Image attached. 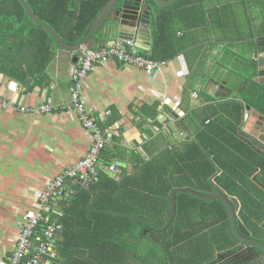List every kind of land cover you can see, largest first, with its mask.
I'll return each mask as SVG.
<instances>
[{
    "label": "crops",
    "instance_id": "1",
    "mask_svg": "<svg viewBox=\"0 0 264 264\" xmlns=\"http://www.w3.org/2000/svg\"><path fill=\"white\" fill-rule=\"evenodd\" d=\"M173 6L177 17L171 25L175 35L171 51L176 56L164 67L148 73L110 59L95 66L86 80L88 111L112 136V142L101 153L98 192L90 203L79 202L69 214L64 201L51 207L48 215L61 222L63 230L58 235L57 255L48 264H119L128 259L124 236L127 232L139 234L144 221L142 217L136 219V226L131 227L123 215H141L139 203L152 208L136 180L145 177L147 182L157 181L156 172L164 174L171 167L169 152L179 154L185 167L190 142L199 130L189 125L199 124L201 108H213L243 94L249 79L264 85L262 71L253 59L258 56V42L264 40V0H187ZM117 40L99 33L88 46H110ZM9 44L11 47L0 57V264H10L25 214L36 207L48 183L72 169L89 148L77 113L67 108L71 104L74 56L56 50L41 81L40 61L44 58L33 65L36 74L25 77L28 63L22 66V62L32 58L35 48L15 45L12 39ZM151 49L152 44L147 53ZM44 102L59 109L51 115L22 110ZM112 160L120 162L108 168ZM150 162L152 166L144 169L143 165ZM110 169L120 170V174L112 171L116 173L112 175ZM85 190L81 182L70 180L65 191L68 199H76ZM253 194L257 204L243 210V228L248 221L264 224V196ZM153 207L156 217L152 227H165L167 202L158 197ZM261 217L263 221L258 223ZM157 235H150L146 241L158 244ZM256 236L262 237L258 232ZM135 243L134 237H129L130 246ZM111 246L116 252L109 251ZM200 253L197 249L189 258L202 261ZM130 259L136 262L134 256Z\"/></svg>",
    "mask_w": 264,
    "mask_h": 264
},
{
    "label": "trees",
    "instance_id": "2",
    "mask_svg": "<svg viewBox=\"0 0 264 264\" xmlns=\"http://www.w3.org/2000/svg\"><path fill=\"white\" fill-rule=\"evenodd\" d=\"M109 1L25 0L36 17L55 30L71 46L78 45L84 39ZM186 1L178 0L173 7H179ZM176 17L177 13L172 11V7L158 8V13L152 19V49L148 54L143 52V55L161 62H168L176 56L175 51H171L175 44V35L171 25ZM99 33H101V30ZM99 33L95 34L91 40L94 37L96 38ZM10 39L15 42V45L23 43L35 48L32 58H25L22 62V66L28 63L25 77L35 75V64L39 62L38 59L44 58L43 61H40L43 62V66L39 72L41 81L45 80L47 66L53 61L56 50H60L59 46L46 30L32 21L18 0H0V57L2 54L4 55L3 50L11 47V44H9ZM73 54L77 57L76 53ZM1 62L2 58H0ZM18 62L20 63V60ZM248 85V90L246 89L243 94L237 95L225 103L218 104L213 108L212 106L201 108L200 126L199 124L197 126L189 125L190 121L186 122L194 130H199L194 141L190 142V152L187 153L188 160H185V156H183L182 161L185 160V167L182 165V168H176L175 171L170 173H168V169L164 174L156 172L157 181L147 182L145 177L136 180L139 189H141V194L150 199L148 205L152 208L148 209L144 205L145 203H139L141 205V215H137L136 212L123 215V220H128L131 227L136 226V219L142 217L144 227L139 234L136 232L134 236L132 232L125 234V242L129 246V249L126 247L125 251L130 256L125 261L118 262L119 264H152L153 261L150 258L155 252L154 248L150 247L145 253H141L140 250L146 239L155 234H158L157 239L159 240L158 244L155 245L161 249L167 258V264H208L217 251V246L214 243H219L221 247L218 249L223 250L236 242L229 213L221 200L206 203L193 195L178 193L177 216L168 231L165 247H162L161 244L163 241L162 231L167 225L161 228H153L151 223L154 224L155 221L156 214L154 213L155 207H153V204L158 197L167 202V220L163 224L169 223L171 197L177 189H191L204 194H212V192L222 189L229 195L238 197L242 202L243 210H246L251 204H257V200L254 198L256 195L253 193L258 196L262 193L264 196V153L256 147L242 128L246 107L264 113V85L258 84L253 79L248 80ZM94 118L101 127L97 118ZM178 157L180 160L179 154ZM172 160L171 165L179 164L174 156H172ZM152 164L150 162L144 164L143 167L146 169L151 167ZM98 183L97 180L76 199L65 200L64 202L69 205L66 212L68 214L73 212L79 202L88 205L91 197L98 192ZM132 202L136 205L135 201ZM132 215L133 219L131 218ZM262 218L261 222L263 221ZM198 225L200 226L199 234L195 229ZM248 226L252 231L254 229L253 232L256 235L258 228L249 221ZM204 228L210 229V233L203 235L202 230ZM238 228L239 231H242L240 222H238ZM144 233H148V236L144 237ZM249 233L250 231H247L245 235L248 236ZM131 236L136 241L133 246L129 244V237L131 238ZM195 241V246L185 248L186 245H190ZM138 242H141L142 245L138 246ZM58 245L57 236L55 240L56 255ZM191 249H196V252L197 249L200 250L202 261H194L198 259L191 260L189 258L192 255L190 253ZM115 250L116 248L111 246L109 251ZM117 250L118 254H121L122 248L120 246ZM59 254L63 255L64 253L60 250ZM110 255L115 257L113 252H110ZM133 256L136 259L135 263L130 259ZM183 259L185 262L181 261ZM87 262L101 264L93 261Z\"/></svg>",
    "mask_w": 264,
    "mask_h": 264
},
{
    "label": "built area",
    "instance_id": "3",
    "mask_svg": "<svg viewBox=\"0 0 264 264\" xmlns=\"http://www.w3.org/2000/svg\"><path fill=\"white\" fill-rule=\"evenodd\" d=\"M71 55L74 56V54ZM110 59H116L127 66H135L148 73L166 65L165 62L143 55L136 41L118 40L110 46H102L98 49L88 46H82L79 49L77 62L71 64L72 93L71 104L67 108L77 113V118L89 140V148L86 156L80 159L72 169L48 183L37 199L36 207L25 214V222L19 230L10 264H48L49 260L55 259V240L63 230V224L50 218L48 214L51 207L57 200H60V203L68 200L69 197L65 191L68 181H77L89 186L99 175L100 155L105 148L109 147L112 136L102 130L88 111L85 102V84L94 67ZM56 109L53 103L44 102L39 106L22 110L37 115H51ZM250 115V112L246 110L242 127L245 133H247ZM214 184L216 185L215 182Z\"/></svg>",
    "mask_w": 264,
    "mask_h": 264
},
{
    "label": "water",
    "instance_id": "4",
    "mask_svg": "<svg viewBox=\"0 0 264 264\" xmlns=\"http://www.w3.org/2000/svg\"><path fill=\"white\" fill-rule=\"evenodd\" d=\"M24 7L27 15L37 25L46 30L49 35L54 39L59 48L65 52L77 53L79 49L87 45L91 38L101 30L102 35H106L111 39L136 41L138 46L146 53L151 48L152 44V19L156 16L159 9H164L173 6L178 0H110L107 6L104 8L98 19L95 21L89 32L84 39L76 46L67 44L62 37L52 28L45 25L40 21L32 9L28 6L25 0H18ZM258 47V65L259 70H264V40H260L257 44ZM77 62V58L73 59V63ZM264 74L260 72V77ZM251 110V108H249ZM168 123V122H167ZM246 132L248 133L251 141L255 145L264 147V113L261 114L257 110H252L250 120L247 123ZM118 160H112L107 163L108 168L111 165H116ZM101 163V162H100ZM112 171L118 172L120 170L110 169V174L115 175ZM84 188H88L83 184ZM186 193L193 195L204 202H211L221 200L226 210L229 213L231 220V228L233 234L239 243L236 250L238 255L230 257L229 259L221 262L220 264H261L260 254L257 250L264 252V243L253 238H247L242 235L238 228V215L237 212L240 209V201L234 196H229L225 191L219 189L212 194H204L191 189H177L173 192L171 197V216L169 223L163 229V241L162 247H165V243L168 238V231L175 222L177 216V194ZM60 202V200H57ZM248 251L250 257L243 260L240 256L241 251ZM252 255V256H251ZM219 258L224 259V256L219 254ZM212 264V262L208 263Z\"/></svg>",
    "mask_w": 264,
    "mask_h": 264
},
{
    "label": "flooded vegetation",
    "instance_id": "5",
    "mask_svg": "<svg viewBox=\"0 0 264 264\" xmlns=\"http://www.w3.org/2000/svg\"><path fill=\"white\" fill-rule=\"evenodd\" d=\"M253 59H254V61H257V62L259 61L258 60V56H256V55L253 56ZM262 73L264 74V70L262 71ZM263 78H264V76H263ZM260 113L263 114L262 112H260ZM256 147L262 153H264V147L259 146V145H256ZM238 211H239L237 213V215H238V222L240 221L241 224H242L243 223L242 219H243V214L244 213H243V206H242L241 203H240V209ZM259 226L264 227V224H259ZM247 231H250V233H249L248 236L245 235V232H247ZM253 231H254V229H253ZM253 231L246 224V226L244 225V228L242 227V231H240V232H241L242 235L246 236L247 238H253V239L259 240L260 242L264 243V238L263 237L256 236ZM209 233H210V229L204 228L202 230V234L203 235L209 234ZM262 233L264 234V228H263V232ZM235 241H236L235 243H233L232 245H229L227 248H225L223 250L222 249L219 250L218 247H217V251L215 252L214 257H213V259L210 262H212V264H220L221 262L229 259L230 257H233V256L236 257L238 255V251L236 250V247H237V245H239V243L237 242V240H235ZM257 252L260 254L261 264H264V252L262 250H257ZM219 254L223 255L224 256V259L219 258L218 257ZM240 256L242 257L243 260H245L248 257H250V254L248 253V251L242 250L241 253H240Z\"/></svg>",
    "mask_w": 264,
    "mask_h": 264
},
{
    "label": "rangeland",
    "instance_id": "6",
    "mask_svg": "<svg viewBox=\"0 0 264 264\" xmlns=\"http://www.w3.org/2000/svg\"><path fill=\"white\" fill-rule=\"evenodd\" d=\"M168 155H172V156H174L175 159H176V162L179 163V164H176V163H175V164L171 165V167L168 168V173L175 171L176 168H177V169H178V168H182V165L180 164V160H179L178 154H177L176 152H169ZM154 213H156V211H154ZM259 222H261V218L258 219V223H259ZM253 225H255V226L258 228V235H259V236H262V237L264 238V234H262V232H263V228H264V227L259 226V224H253ZM195 229H196L197 234H199L200 226L198 225V227L195 228ZM148 240H150V239H148ZM148 240L144 242V245H143L142 249L140 250L141 253H145L146 251H148V249H150V247H152V248H154V250H155L154 254H152V256H151V258H150V260H153L152 264H159V261H160V264H167L168 260H167V258L164 256V254H163V252L161 251V249H160L157 245H154V244L152 245V243H151L150 241H148ZM195 243H196V241H195V242H192L190 245H186L185 248H187L188 246H195V245H194ZM214 244H215L218 248L221 247L219 243H214ZM195 252H196V249H191V250H190V253H191L192 255H194ZM214 255H215V254H214ZM158 257H159V258H158ZM156 258H158V260L155 261L154 259H156Z\"/></svg>",
    "mask_w": 264,
    "mask_h": 264
},
{
    "label": "clouds",
    "instance_id": "7",
    "mask_svg": "<svg viewBox=\"0 0 264 264\" xmlns=\"http://www.w3.org/2000/svg\"><path fill=\"white\" fill-rule=\"evenodd\" d=\"M118 41V40H117ZM116 41V42H117ZM125 41H128V40H125ZM84 46H88V45H84ZM89 48H92V49H98V48H100V47H102V46H100V47H96V48H93V47H90V46H88ZM141 52H142V54H143V52H146V50L145 51H143V49L141 48ZM71 54H73V53H71ZM78 54V52L76 53V55ZM146 54H148V53H146ZM146 56V55H145ZM148 57V56H147ZM74 58H77L75 55H74ZM73 58V59H74ZM151 59V58H150ZM72 63H73V60H72ZM166 64H167V62H165ZM97 66V65H96ZM248 109H245V112H246V110H248L249 112H250V114H251V112H252V110H254V109H252L251 108V110H249V108L250 107H247ZM258 111V110H257ZM250 117H251V115H250ZM102 153V152H101ZM100 162H101V155H100V161H99V172H100ZM98 177H99V175L97 176V178H96V180L93 182V183H95L97 180H98ZM93 183H91L89 186H88V188L93 184ZM87 188V189H88ZM237 198V197H236Z\"/></svg>",
    "mask_w": 264,
    "mask_h": 264
}]
</instances>
